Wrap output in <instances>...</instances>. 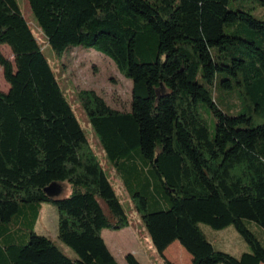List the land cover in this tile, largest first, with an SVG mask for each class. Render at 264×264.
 <instances>
[{
    "label": "trees",
    "instance_id": "obj_1",
    "mask_svg": "<svg viewBox=\"0 0 264 264\" xmlns=\"http://www.w3.org/2000/svg\"><path fill=\"white\" fill-rule=\"evenodd\" d=\"M27 1L55 56L83 44L131 80L128 110L92 88L78 96L164 261L174 264L164 252L178 241L191 264H264L247 226L264 229V0ZM1 45L13 60L0 48V264H120L102 230L129 216L17 0H0ZM222 89L238 96L234 112ZM44 202L76 257L35 230ZM200 223L233 226L248 250L214 246Z\"/></svg>",
    "mask_w": 264,
    "mask_h": 264
},
{
    "label": "rangeland",
    "instance_id": "obj_2",
    "mask_svg": "<svg viewBox=\"0 0 264 264\" xmlns=\"http://www.w3.org/2000/svg\"><path fill=\"white\" fill-rule=\"evenodd\" d=\"M17 3L46 58L51 62L61 88L71 104L92 148L102 162L108 177L112 180L116 194L129 216L130 224L128 226L121 229L104 228L102 230L103 238L120 264H127L123 257L127 252L134 253L142 264H167L161 254L153 247L141 216L134 208L130 197V185L126 184L119 175L115 174L113 166L108 162L98 136L89 123L87 114L78 96L80 89L92 88L101 94L113 107L128 110L131 99V80L120 73L116 64L109 56L83 44H71L65 48L61 55L55 56L51 48L47 45L46 36L38 26L28 1L17 0ZM254 13L257 16H261L260 8L255 9ZM0 48L7 58L13 60V55L8 46L1 45ZM8 88L9 84L4 79L3 70L0 66V90L7 91ZM216 96L221 108L228 113L234 112L235 107L239 104L238 96L233 93L230 94L227 90H217ZM220 97L222 101L219 100ZM202 114L208 124L212 126L211 116L203 110ZM136 189H139V187L136 186ZM70 192L69 183L67 181L60 182L59 196H67ZM199 226L206 237L209 240H213L216 247L221 246L226 248L225 250L231 254L234 252L238 254L240 252L237 249L239 246H237L231 236L224 240L223 245L220 244L221 236L219 234L227 232V229H231L233 233L239 235L233 226H228L229 228L226 229L212 228L205 223H200ZM247 226L264 246V229L253 222H248ZM17 228L19 229L18 233H27V218L23 221L20 220ZM35 230L53 239L57 246L69 257H76L75 252L57 238V211L53 204L45 202L42 204L39 217L35 224ZM238 237L241 242L245 243L240 236ZM176 245L181 247L183 255L177 249ZM165 254L176 264H189L188 258H191L190 254L178 241H175V244L166 250Z\"/></svg>",
    "mask_w": 264,
    "mask_h": 264
},
{
    "label": "crops",
    "instance_id": "obj_3",
    "mask_svg": "<svg viewBox=\"0 0 264 264\" xmlns=\"http://www.w3.org/2000/svg\"><path fill=\"white\" fill-rule=\"evenodd\" d=\"M226 228H229V227H226ZM226 228H224V229H226ZM228 231L227 232H223V233H220L219 234V236H221V242H220V244L221 245H223L224 244V240L225 239H227V238H229L230 236L233 238V241L237 244V246H239V248H237V249H239L238 251H240L238 254H236L235 252L234 253H232V254H234V255H239L240 253H242V252H244V251H247L248 250V246L246 245V243H243V242H241L240 241V239H239V235H236L235 233H233V231H231V229H227ZM216 235H218V234H216ZM212 241V243L214 244V242H213V240H211ZM173 244H175V242H173L172 244H170L167 248H166V250H168ZM214 246H215V244H214ZM176 247H177V249L179 250V251H181L180 253L183 255V251H182V249H181V247L179 246V245H176ZM218 248H220V249H223V250H225L226 248H223V247H218ZM165 250V251H166ZM227 251V250H226ZM165 253V252H164ZM165 256H166V254H165ZM185 256H187V255H185ZM124 257V256H123ZM167 257V256H166ZM188 257V256H187ZM168 258V257H167ZM170 261H172L174 264H176L173 260H171L170 258H168ZM188 260H189V264H191V258H188ZM141 262V261H140Z\"/></svg>",
    "mask_w": 264,
    "mask_h": 264
},
{
    "label": "water",
    "instance_id": "obj_4",
    "mask_svg": "<svg viewBox=\"0 0 264 264\" xmlns=\"http://www.w3.org/2000/svg\"><path fill=\"white\" fill-rule=\"evenodd\" d=\"M57 193H59V191Z\"/></svg>",
    "mask_w": 264,
    "mask_h": 264
}]
</instances>
